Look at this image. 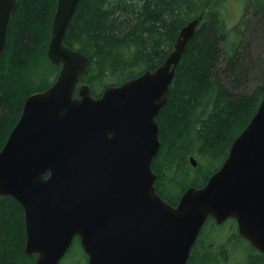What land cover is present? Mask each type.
Instances as JSON below:
<instances>
[{
  "label": "water",
  "instance_id": "obj_1",
  "mask_svg": "<svg viewBox=\"0 0 264 264\" xmlns=\"http://www.w3.org/2000/svg\"><path fill=\"white\" fill-rule=\"evenodd\" d=\"M81 1L58 0L47 55L61 71L28 97L0 152V196L24 210L25 255L60 264L79 237L88 264H188L210 218L235 220L264 253V96L220 170L177 206L168 203L153 171L157 116L203 16L181 28L158 69L95 97L90 85L79 86L89 58L65 45ZM17 5L0 0V59Z\"/></svg>",
  "mask_w": 264,
  "mask_h": 264
},
{
  "label": "trees",
  "instance_id": "obj_2",
  "mask_svg": "<svg viewBox=\"0 0 264 264\" xmlns=\"http://www.w3.org/2000/svg\"><path fill=\"white\" fill-rule=\"evenodd\" d=\"M138 1L140 4L128 8L125 0L117 3L82 0L67 31L65 45L88 55L89 69L82 82L90 85L92 94L98 97L102 92L95 94L94 87L99 83H104V88L117 86L146 70L158 69L181 28L198 18L199 10L205 11V19L200 22L177 68L168 102L157 117L162 142L156 161L159 186L168 192L172 187L181 189L179 196L172 198L174 201L186 191L185 183L193 180L185 163L187 154L196 150L214 160L223 157L224 162L232 141L257 112L264 96V84L253 96L238 90L246 82L252 48L244 46L240 54L238 44L234 45V51L222 46L224 31L218 7L225 0ZM246 1L260 20L253 35L261 37L264 0ZM57 2L18 0L13 13L7 46L0 59V152L19 121L28 97L54 84L32 85L31 71L44 56L48 59L47 47ZM244 25L243 30L247 24ZM134 67L133 73H126ZM120 72L124 79L108 84L107 79H113ZM209 222L215 229L224 226L211 218ZM25 246L22 206L12 197L0 196V264H34L36 256H26ZM255 262L264 264V259L256 257ZM188 264H220V260L211 250L193 249Z\"/></svg>",
  "mask_w": 264,
  "mask_h": 264
},
{
  "label": "rangeland",
  "instance_id": "obj_3",
  "mask_svg": "<svg viewBox=\"0 0 264 264\" xmlns=\"http://www.w3.org/2000/svg\"><path fill=\"white\" fill-rule=\"evenodd\" d=\"M114 2L117 3L119 0H114ZM125 4L128 8H130L140 3L137 0L129 2L125 1ZM246 4V0H225L218 8L220 10L219 17L222 19V29L227 34V37L222 39V46L227 51H231L232 47L235 44H238L237 48L239 49L240 54H243L245 49H243L244 46H250L252 48L250 51V61L252 63L247 77H245L246 82L238 89L240 93L251 96L256 92L258 87H261L264 84V35L261 37L253 35V30L256 33L259 28L258 25L260 20L258 16L254 15L253 7ZM201 12L202 9L198 11V15ZM244 24H247V26L244 30H241V26ZM259 31L260 33L263 32L261 29ZM241 35L242 39H240ZM49 61L44 56V58H42L36 67L31 71V77L34 80L32 81L34 83L32 85L39 87L44 83L55 82L58 72L55 65ZM139 65L137 69L141 68ZM134 71L135 67L133 69H129L126 73H133ZM112 77L113 79L106 78L108 84H115L124 79L123 73L121 72ZM95 87V94H100L106 89L104 88V83H99L97 86L95 85ZM203 158L204 160L202 159V161H204V165L200 168V170H198L201 174H199V176L194 180L185 183L187 188H201L223 163V157L214 160L213 158L203 154ZM162 190L165 193L162 191L160 192L167 201H172V198L179 196L181 192V189H176L175 187H172L169 192L166 188L163 189V187ZM232 222L234 221L229 220V222L224 224L223 227H216V229L214 228L213 223H207L200 233L198 242L193 248L194 251L205 252L211 250L219 256L220 264H253L255 261L253 249L247 242L238 238L228 242L227 239L230 238L232 233L236 232ZM202 239L205 241H203L204 244L199 243ZM60 264H88L87 255L85 254L81 244L78 242L74 243Z\"/></svg>",
  "mask_w": 264,
  "mask_h": 264
},
{
  "label": "flooded vegetation",
  "instance_id": "obj_4",
  "mask_svg": "<svg viewBox=\"0 0 264 264\" xmlns=\"http://www.w3.org/2000/svg\"><path fill=\"white\" fill-rule=\"evenodd\" d=\"M130 1H134V0H130ZM82 2V1H81ZM80 2V3H81ZM126 2H129V1H126ZM80 5V4H79ZM79 7V6H78ZM202 15H204L205 16V12L202 14ZM243 29V25L241 26V30ZM243 32V31H242ZM223 38H226L227 37V34L225 33V32H223ZM51 35H52V29H51ZM50 41V40H49ZM174 44H175V42H172V45H171V47H170V49H171V51L169 52V54L173 51V48H174ZM48 45H49V43H48ZM68 46V45H67ZM68 47H70V46H68ZM71 48V47H70ZM73 49V48H72ZM74 50H76V49H74ZM76 51H79V52H81V53H83L84 55H86L84 52H82V51H80V50H76ZM231 51H234V46L232 47V49H231ZM47 52H48V47H47ZM168 54V55H169ZM168 55L166 56V58L168 57ZM48 56V55H47ZM87 57H88V55H86ZM166 58H164L163 59V63H164V61L166 60ZM162 63V64H163ZM56 68H58L59 70H58V74H57V76H56V79H57V77H58V75H59V73H60V71H61V68H62V66H55ZM88 69H89V66H88ZM146 71H149V70H146ZM145 71V72H146ZM150 71H155V70H150ZM87 72H88V70H87ZM176 74H177V72H176ZM176 77V76H175ZM82 78H83V76L81 77V83H80V85L79 86H81V85H83V84H85L84 82H82ZM56 79H55V81H56ZM54 83V82H53ZM40 92H42V91H40ZM104 92V91H103ZM103 92L101 93V95L100 96H102V94H103ZM37 93V92H36ZM100 96H98V97H100ZM76 97H78V92H76ZM160 114V113H159ZM159 116V115H158ZM157 116V117H158ZM157 122H158V125H159V119L157 120ZM161 141V140H160ZM233 143H234V140L232 141V144H231V146H230V148H229V151H228V155H227V157L225 158V160H224V162L226 161V159L228 158V156H229V153H230V149H231V147H232V145H233ZM161 147H162V142H161ZM161 149V148H160ZM160 154V151H159V153H158V155L156 156V158L154 159V162H153V171H154V173L157 175V180H156V190H157V193L164 199V200H166L163 196H162V193L160 192V191H162V192H164L163 190H162V188L159 186V172H158V170L156 169V161H157V158H159V155ZM202 159L204 160V158H203V153H201V152H199V151H196V150H194V151H192V152H189L188 154H187V156H186V159H185V163H186V165L188 166V169H189V171L191 172V174H189L191 177H192V179L194 180L196 177H198V175H196V173L198 172V170H200V168L201 167H203V162L204 161H202ZM224 162L222 163V165L224 164ZM222 165H221V167H222ZM220 167V168H221ZM219 168V169H220ZM218 169V170H219ZM217 170V171H218ZM50 174L49 173H47L46 174V178L49 176ZM203 187V186H202ZM164 189V188H163ZM187 189H189V187L187 188ZM186 189V190H187ZM166 191V190H165ZM167 192V191H166ZM165 193V192H164ZM168 193V192H167ZM184 194V193H183ZM182 194V195H183ZM182 195L178 198V199H176V200H174V201H167L168 203H170V204H172V205H174V206H177V204L179 203V201H180V199H181V197H182ZM229 221H226L224 224H226V223H228ZM223 224V225H224ZM234 227H235V229H236V232H234V233H232L231 234V236H230V238H228L227 240H228V242L229 241H233V240H236L237 238L238 239H241V240H243V241H245V242H247L250 246H251V248L253 249V256H254V259H255V261H256V257H259V258H261V259H264V253H261L260 251H258L256 248H254L253 247V245L251 244V242H249L248 240H246L245 238H243L240 234H239V232H238V225H237V222L234 220ZM233 237H234V239H233ZM26 240H27V235H26ZM198 240H199V238H198ZM198 240H197V242H198ZM76 242H78V243H81V239L79 238V237H75V239H74V241H73V244L74 243H76ZM196 242V243H197ZM200 244H202L201 243V241L199 242ZM196 245V244H195ZM194 248V247H193ZM253 262V264H256V262Z\"/></svg>",
  "mask_w": 264,
  "mask_h": 264
},
{
  "label": "bare ground",
  "instance_id": "obj_5",
  "mask_svg": "<svg viewBox=\"0 0 264 264\" xmlns=\"http://www.w3.org/2000/svg\"><path fill=\"white\" fill-rule=\"evenodd\" d=\"M44 38V37H43ZM46 42V41H45ZM87 43V42H86ZM87 45V44H86ZM41 48V47H40ZM44 54V53H43ZM123 61V60H122ZM253 96V95H252Z\"/></svg>",
  "mask_w": 264,
  "mask_h": 264
}]
</instances>
